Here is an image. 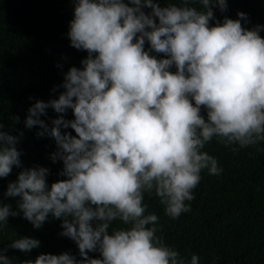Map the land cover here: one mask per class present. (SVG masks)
Returning <instances> with one entry per match:
<instances>
[{"label": "clouds", "instance_id": "1", "mask_svg": "<svg viewBox=\"0 0 264 264\" xmlns=\"http://www.w3.org/2000/svg\"><path fill=\"white\" fill-rule=\"evenodd\" d=\"M214 5L228 7L227 0H75L68 36L88 55L65 74V91L37 100L25 120L28 129L39 126L37 136L54 138L51 158L63 161L66 179L49 188L48 168L25 169L6 195L20 198L19 211L36 228L49 214L63 218L61 235L76 242L82 259L48 253L23 264H199L197 255L189 262L157 235L159 218L146 214L143 201L154 194L165 215L179 218L191 210L186 202L202 171H222L207 144L215 139L236 152L233 146L264 141L262 26L243 27V12L210 25ZM49 108L59 114L51 127L41 118ZM69 109L74 119L65 118ZM3 127L0 178L21 165L19 137ZM19 211L0 205V230ZM117 221L123 226L113 227ZM39 246L23 237L9 247ZM96 251L99 258L89 256ZM0 264H12L3 250Z\"/></svg>", "mask_w": 264, "mask_h": 264}, {"label": "trees", "instance_id": "2", "mask_svg": "<svg viewBox=\"0 0 264 264\" xmlns=\"http://www.w3.org/2000/svg\"><path fill=\"white\" fill-rule=\"evenodd\" d=\"M156 2L166 6L169 0ZM227 5L223 12L218 5L213 6L210 25L223 23L225 17L240 19L238 13L243 12L246 18L241 20L242 26L253 29L260 25V35L264 37V0H227ZM195 6L203 7L199 3ZM74 9L75 0H0V123L3 131L19 137L16 147L21 153V165L13 166L8 177L0 178V205L8 204L13 211H19L20 198L6 193L9 183L16 181L21 171L48 168L49 188L66 179L60 175L63 161L54 162L51 158L57 151L54 138L37 136L39 126L28 129L25 120L37 100L47 102L65 91L62 85L71 67H83L81 62L88 53L72 47L68 36ZM148 48L146 42L145 49ZM150 54L163 58V54ZM171 71L176 68L173 66ZM202 114L206 116L203 109ZM58 115L49 108L41 118L51 127V120ZM64 115L74 119L71 109ZM62 131L76 135L71 128ZM233 147L238 150L233 152L215 139L205 146L204 151L217 159L222 171L219 175L202 171L200 183L193 190L195 198L186 202L191 210L179 218H169L158 197L144 194L146 214L154 213L159 218L157 235L189 262L192 255H197L199 264H264V141ZM62 223L63 218L49 214L36 228L19 211V215L9 216L0 230V250L12 264L35 261L41 254L65 252L79 261L82 257L76 242L61 235ZM118 226L123 225L119 221L113 224ZM23 237L39 240L40 246L30 252L9 247ZM89 256L99 258L100 253L90 252Z\"/></svg>", "mask_w": 264, "mask_h": 264}]
</instances>
